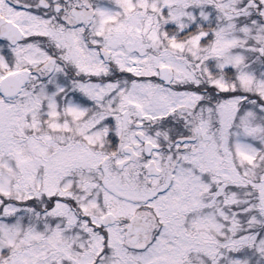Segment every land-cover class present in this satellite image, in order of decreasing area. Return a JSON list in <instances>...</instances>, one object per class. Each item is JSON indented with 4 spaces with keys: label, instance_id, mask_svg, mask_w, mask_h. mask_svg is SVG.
Returning <instances> with one entry per match:
<instances>
[{
    "label": "snow or ice",
    "instance_id": "6c2138e0",
    "mask_svg": "<svg viewBox=\"0 0 264 264\" xmlns=\"http://www.w3.org/2000/svg\"><path fill=\"white\" fill-rule=\"evenodd\" d=\"M0 264H264V0H0Z\"/></svg>",
    "mask_w": 264,
    "mask_h": 264
}]
</instances>
